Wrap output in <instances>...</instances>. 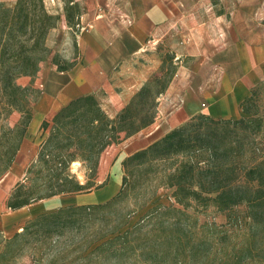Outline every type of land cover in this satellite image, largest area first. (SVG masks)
<instances>
[{
    "label": "trees",
    "instance_id": "obj_1",
    "mask_svg": "<svg viewBox=\"0 0 264 264\" xmlns=\"http://www.w3.org/2000/svg\"><path fill=\"white\" fill-rule=\"evenodd\" d=\"M63 2L66 23L78 24L77 1ZM59 17L47 11L43 0H16L11 6L0 2V178L14 162L41 97L33 77L50 53L45 39ZM51 60L63 72L73 65V60L63 64L55 56ZM165 61L160 74L147 79L114 116L106 113L95 95L84 94L43 119L40 129L46 136L7 195L6 208L106 184L107 179L95 181L100 156L109 145L154 121V97L171 80ZM20 76H29L31 82L17 83ZM253 89L240 102L239 117L197 113L126 155L121 160V185L107 200L58 206L28 218L21 231L3 240L0 264H10L9 246L16 243L20 248L18 240L26 237L34 240L27 264H40L41 255L57 241L53 237L80 227L86 231L75 243L77 256L100 264H264V114L254 103ZM12 112L18 117L10 123ZM73 161L84 167V182L71 171ZM130 164L132 177L152 187L136 210L118 206ZM159 188L170 189L172 203H156L130 224V217ZM209 205L224 215L223 223L199 220L198 208ZM65 250L49 256V264L66 260Z\"/></svg>",
    "mask_w": 264,
    "mask_h": 264
},
{
    "label": "rangeland",
    "instance_id": "obj_2",
    "mask_svg": "<svg viewBox=\"0 0 264 264\" xmlns=\"http://www.w3.org/2000/svg\"><path fill=\"white\" fill-rule=\"evenodd\" d=\"M15 1L0 0L7 6L13 5ZM75 1L79 5L80 13L78 24L73 26L67 24L64 18L63 0H43L47 11L60 17L56 25L46 35L45 43L50 53L45 60L39 63V70L33 77V84L40 83L48 68L56 67V64L51 60L52 56H55L62 64L71 61L77 53L76 42L79 32L84 26H88L87 24L92 20L102 18L111 23H128L141 18L146 8L153 2L162 1L164 6L169 8L170 16L163 23H158L155 28L156 31L146 37L147 51L144 53L146 54L144 58L146 59L145 63L153 67L150 77L160 74L162 60L166 58L164 67L170 73L171 80L166 89L154 97L152 103L154 104L155 120L151 123V126L154 125V122H159L168 112L181 103V94L190 82L199 84L208 78L215 66V61L209 59V54L217 57L219 62H224V51L225 47L228 46L224 42H226L225 35L228 31L231 32L232 30L234 32L237 30L239 32L242 26L256 27L260 25L264 27V0ZM148 41L150 42L148 43ZM170 58L171 62H169ZM16 80L21 85H27L31 82L29 76H20ZM170 85L171 88L168 91ZM153 90H156V87ZM253 90L254 103L257 105L259 113L264 114V80L259 82ZM161 101H164V103L160 104ZM17 117L18 113L12 112L8 117V121L12 123ZM155 135L153 134V136ZM34 140L28 141L27 150L30 149L31 151L19 152L16 161L19 165L10 167L0 178V192H6L7 190L10 192L15 183L22 179L25 167L35 157L38 150L39 145L34 144ZM128 143V138H123L109 145L100 156L99 168L95 175L96 183L105 179L108 180L110 175L116 174L114 169L120 164V183L118 182L116 186L117 177L115 176L108 186L106 182L102 187H99L97 194H95L96 192L92 193V190L88 191L89 193L85 192L83 194L85 201L76 204L102 202L118 191L123 175L121 160L128 152ZM34 148L35 150H33ZM70 168L81 182L85 181V169L82 165L71 164ZM126 174L125 195L121 198L118 206L124 210H136L150 195L152 187H149L146 181L132 177V164L128 166ZM169 194L170 189L159 188L156 195L142 209L130 217L129 223L133 224L141 214L156 203L165 205L172 203L173 200L169 197ZM239 208H242V206H239ZM197 215L200 221L212 219L218 223H223L225 220L224 215L210 205L199 207ZM23 225L21 224L20 229L15 232L21 231ZM85 231L82 227L69 228L65 229L62 235L53 237L57 241H52V245L48 247L47 252L41 255L40 264H49L48 257L61 249H66V260L60 258L53 264H100L92 259L84 260L77 256L78 247L75 243L81 239ZM14 233L8 234L0 230V248L3 240L11 237ZM26 238H28V243L25 239L18 240V243H21L20 248L16 243L9 246L13 254H10V252L7 254V262L10 264H27L30 262L29 247L34 240L32 237ZM260 238L261 231L255 237L256 242H259Z\"/></svg>",
    "mask_w": 264,
    "mask_h": 264
},
{
    "label": "crops",
    "instance_id": "obj_3",
    "mask_svg": "<svg viewBox=\"0 0 264 264\" xmlns=\"http://www.w3.org/2000/svg\"><path fill=\"white\" fill-rule=\"evenodd\" d=\"M169 16L170 10L164 6V2L156 1L137 20L111 23L99 18L84 26L77 37V53L71 59L72 67L65 72L50 67L43 74L40 83L35 84L42 90V94L34 106L33 117L20 151L18 150L10 167L19 165L16 162L19 152H29V140L35 139L34 144H40L46 134L40 129L41 121L50 118L70 99L93 94L109 116H114L124 107L153 72L152 65L145 63L146 37L153 34L156 25L163 23ZM226 34L224 43L228 46L225 47L224 62H219L217 57L209 54V59L215 61V66L208 78L199 84L190 82L181 94V103L172 111L159 122H154L153 126L149 124L126 137L129 148L125 155L144 148L197 113L214 118H237L242 114L240 102L264 80V27L242 26L239 32L231 30ZM170 88L171 85L167 90L170 91ZM163 103L164 101L160 102ZM76 164L81 165L78 161ZM115 172V175L109 176L107 186L115 176V184L118 185L120 164L114 169ZM94 192L97 194L98 188L92 189V193ZM84 193L56 195L11 210L5 206L9 190L0 192V230L8 234L14 233L29 217L40 212L84 202Z\"/></svg>",
    "mask_w": 264,
    "mask_h": 264
},
{
    "label": "bare ground",
    "instance_id": "obj_4",
    "mask_svg": "<svg viewBox=\"0 0 264 264\" xmlns=\"http://www.w3.org/2000/svg\"><path fill=\"white\" fill-rule=\"evenodd\" d=\"M77 163V161H73L71 164L72 165H74V164H76ZM1 192H3V191H1ZM2 197V196H1ZM2 225H5V224H2ZM5 228H7V227H5Z\"/></svg>",
    "mask_w": 264,
    "mask_h": 264
},
{
    "label": "built area",
    "instance_id": "obj_5",
    "mask_svg": "<svg viewBox=\"0 0 264 264\" xmlns=\"http://www.w3.org/2000/svg\"><path fill=\"white\" fill-rule=\"evenodd\" d=\"M150 42V41H149Z\"/></svg>",
    "mask_w": 264,
    "mask_h": 264
}]
</instances>
